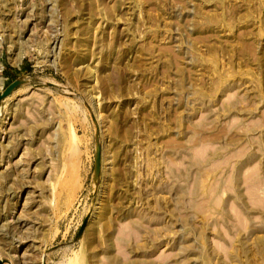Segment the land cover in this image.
Listing matches in <instances>:
<instances>
[{
  "label": "rangeland",
  "instance_id": "1",
  "mask_svg": "<svg viewBox=\"0 0 264 264\" xmlns=\"http://www.w3.org/2000/svg\"><path fill=\"white\" fill-rule=\"evenodd\" d=\"M18 78L0 264H264V0H0Z\"/></svg>",
  "mask_w": 264,
  "mask_h": 264
},
{
  "label": "water",
  "instance_id": "2",
  "mask_svg": "<svg viewBox=\"0 0 264 264\" xmlns=\"http://www.w3.org/2000/svg\"><path fill=\"white\" fill-rule=\"evenodd\" d=\"M26 83V79L24 78H18L11 82L0 94V106L2 105V102L4 99L9 96L12 92H14L19 86L22 84ZM101 166H102V145L97 138V146H96V157H95V167H94V173H95V178L97 179L100 175L101 171ZM87 221H85L82 225V227L79 230L78 237H81L82 234L84 233L85 227H86ZM0 262H3V259H0Z\"/></svg>",
  "mask_w": 264,
  "mask_h": 264
},
{
  "label": "bare ground",
  "instance_id": "3",
  "mask_svg": "<svg viewBox=\"0 0 264 264\" xmlns=\"http://www.w3.org/2000/svg\"><path fill=\"white\" fill-rule=\"evenodd\" d=\"M97 116H100V113H99V114L97 113ZM103 146H104V145H103ZM102 154H103V149H102ZM105 155H106V154H105ZM104 159H105V157H104ZM105 161H106V160H105ZM105 171H106V170H105ZM106 174H107V173H106ZM257 188H258V187H257ZM53 189H54V187H53ZM54 191H55V190H54ZM252 193H253V192H252ZM250 197H252V196H250ZM252 199H253V197H252ZM95 208H97V207H95ZM94 210H95V209H94ZM92 213H93V212H92ZM96 215H97V214H96ZM88 221H89V220H88ZM135 231H136V230H135ZM5 262H6V261H5ZM5 262H4V263H5Z\"/></svg>",
  "mask_w": 264,
  "mask_h": 264
}]
</instances>
